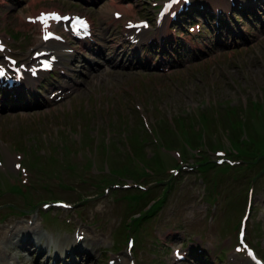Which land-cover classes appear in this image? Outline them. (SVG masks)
<instances>
[{"label": "rangeland", "instance_id": "rangeland-1", "mask_svg": "<svg viewBox=\"0 0 264 264\" xmlns=\"http://www.w3.org/2000/svg\"><path fill=\"white\" fill-rule=\"evenodd\" d=\"M9 1L21 9L15 12L6 11L3 9L5 4L0 0V35H4L8 41H12V45L22 49L38 37V31L34 24L25 21L23 15L20 17L21 11L24 14L33 13L45 6L80 10L74 7V0ZM127 1L129 0H103L98 6L107 11L112 5H126ZM130 1L131 9L126 16H133V12H147L146 15L151 16L156 10L153 6L155 0ZM210 5H214L212 0H200L196 5V12L206 14ZM91 15L96 18V13ZM8 36L18 40L13 41ZM17 53L21 58L29 55L28 50ZM94 81L53 110L44 111L34 106L23 111L15 108L0 116V228L5 229H0V247L12 245L10 240L14 236V229H7L8 225L21 227L16 237L28 235L27 232L37 236L36 231H44L41 235L42 243L46 241L45 232L62 233L60 235L64 236L65 241L72 239V226L65 225V231H50L45 216L54 220V216L59 214L60 217L63 212L54 209L51 212L40 211L41 208H52H43L41 201L70 195L75 208L81 209L83 215L89 217L95 208L101 207L107 197L104 202L107 223L113 226L110 229H115L114 233L122 231L123 240H118L115 234L112 237L116 240L115 248L112 250L109 248L112 243L108 235L109 229L87 226L89 230L95 231L94 236L100 240L94 244L84 240L72 249L83 254H79L80 262L108 264V259L112 258L116 260L112 264H125L130 254L126 250L128 248L125 240L132 236L136 240L134 247L139 252L135 259L136 264H177V261H173L172 249L181 245L182 241L184 247L186 243L200 247L206 263L234 264L230 258L239 259L242 256L234 250L236 222L245 204V201L241 204V198H244L252 178L254 192L247 221V239L258 254L264 257V171H259L261 160L258 154L260 150L264 152V143L260 145L261 138H264V119L259 122L249 119L245 121L240 116L234 124H230L231 114L220 107L229 106L230 103L241 107L253 99L261 101L264 98V39L247 47L230 49L224 54L206 58L165 75L127 74ZM216 100L228 102L213 107L218 109L213 122L227 125L225 128H220V125L208 127L206 124L210 122L205 121L207 127L204 128L196 126L184 130L174 129L173 117L185 111L199 110L204 101L210 104L217 103ZM137 108L141 109L148 120ZM208 110V115L215 114L209 108L204 112ZM259 112H263L262 109ZM134 114L137 115V122L133 124L136 125L138 134L130 135L129 123L122 119L130 116L126 121L132 124L135 120L132 119ZM85 117L101 127L112 117L121 118V121L106 130L112 136L106 135L104 141H100L96 136L90 137L96 133V127L84 129L88 120ZM196 119L197 115L190 117L191 121ZM178 123L179 121L176 125ZM98 132L104 136L105 128L98 129ZM79 141L81 149L78 148ZM246 146H252L248 154L253 158L245 160V164L256 165L255 169L240 165L242 159L239 155L242 147ZM216 151L225 153L222 156L225 161L219 165L221 170L214 169L216 163L213 168H208L212 165L210 154ZM20 158V163L26 166L24 171H20L18 167L17 160ZM76 164L84 166L90 175L87 176L84 169V173L80 171L81 168ZM196 167V170L185 177L183 173L175 179V174L180 170ZM207 168L208 176L203 178L198 170L202 172ZM104 170L108 171L105 190L114 186L110 193L102 192L105 183L101 188L90 185L92 182H99L96 179ZM4 172H10L8 178ZM16 172L23 173L25 180L20 182L21 176L15 175ZM256 173L257 176L253 177ZM157 176L162 177L161 182H148L150 177ZM79 177L84 178L85 182L90 181V184L82 181L79 182L81 185L76 186ZM201 180H204V197L193 198L197 196L196 186L201 184ZM131 181L139 190L126 191L125 187ZM13 182L28 188L22 192L6 191L9 188L18 190ZM64 183L74 188L67 189ZM148 186L147 193L153 197L166 198L162 209L157 210L158 205L152 203L154 198L144 192V188ZM179 190L182 191L179 193ZM93 193L102 195L82 199ZM37 201L39 202L36 205H31ZM12 203L20 208L11 207ZM29 204L27 209H21ZM182 206L188 208L182 213L183 217L190 214L199 216V221L193 226L184 227L190 223L191 215L188 219L176 215L181 212ZM207 207L208 216L200 220L203 209ZM258 218H262L259 224ZM58 219L55 221H59ZM57 223H61L57 226L61 230L64 226L62 220ZM171 227L179 229H169ZM50 228L55 229L56 224H50ZM164 237L167 243L163 242V246ZM117 243L119 246L116 248ZM156 244L159 251L154 252ZM27 246L30 247L27 251L30 255L25 256L26 260L30 259L31 264H48L47 259L40 258L43 249L39 250L31 242ZM65 246L64 252L72 251L69 244L65 243ZM84 250L87 251L84 253ZM16 252L13 248L10 252L7 251L0 257V264H7L6 259L9 256L13 259ZM52 253L53 250L50 251L51 259ZM203 262L204 260L195 258L191 264Z\"/></svg>", "mask_w": 264, "mask_h": 264}, {"label": "snow or ice", "instance_id": "snow-or-ice-1", "mask_svg": "<svg viewBox=\"0 0 264 264\" xmlns=\"http://www.w3.org/2000/svg\"><path fill=\"white\" fill-rule=\"evenodd\" d=\"M49 19H56V20L65 19V20H68L69 17H61L57 13H42L39 17H37V20H39L42 24H44L45 28L47 27V21ZM74 23L76 25H79L80 28H87V23L85 21L79 19V18H75ZM50 35H51L50 33L46 34L45 39L49 38ZM2 48H3V46L0 45V50H2ZM3 74H4L3 70L0 69V75H3Z\"/></svg>", "mask_w": 264, "mask_h": 264}, {"label": "bare ground", "instance_id": "bare-ground-1", "mask_svg": "<svg viewBox=\"0 0 264 264\" xmlns=\"http://www.w3.org/2000/svg\"><path fill=\"white\" fill-rule=\"evenodd\" d=\"M111 11H113V10H111ZM24 18V17H23ZM36 39V38H35ZM35 45H41L42 46V48H49V49H52V50H54V51H58V55H59V57H60V60L58 61V62H60L62 65L60 66V67H63L64 66V64H63V62H62V58H65V57H63V53L58 49V47L60 46V44L58 43V42H55V41H53V40H50V41H48V42H46V43H44L40 38L39 39H37L36 41H35V43H34ZM8 227V226H7ZM1 229V228H0ZM5 230V229H4ZM13 231V230H12ZM12 234H13V232H12ZM37 235V234H36ZM65 235V234H64ZM9 236V235H8ZM44 237V236H43ZM95 237V236H94ZM10 239V238H9ZM57 241H58V243L59 244H62V241H63V239L62 238H59V239H57ZM102 242V241H101ZM1 244V243H0ZM2 245V244H1ZM9 245V244H8ZM11 245V244H10ZM90 245V244H89ZM72 250V249H71ZM87 251V250H86ZM0 254H1V252H0ZM250 260V259H249ZM247 264V263H246ZM249 264H253V262L250 260V262H249Z\"/></svg>", "mask_w": 264, "mask_h": 264}]
</instances>
